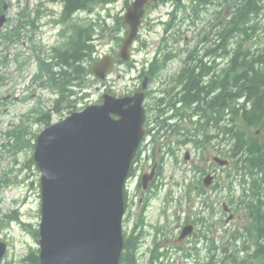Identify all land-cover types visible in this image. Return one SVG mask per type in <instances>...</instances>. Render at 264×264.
Segmentation results:
<instances>
[{
	"label": "rangeland",
	"instance_id": "1",
	"mask_svg": "<svg viewBox=\"0 0 264 264\" xmlns=\"http://www.w3.org/2000/svg\"><path fill=\"white\" fill-rule=\"evenodd\" d=\"M174 2V0H168L166 3L160 4L161 6L154 13L156 16L164 18V20H170L171 16L168 13L173 11L176 8L175 5H177ZM191 2V0H185L188 6H190ZM2 4L7 7L4 13L7 14L8 20L4 26L0 27V40L3 38L2 34L4 35L18 22L20 13L23 16L25 15L22 21L23 25L28 23V20L31 24L35 22V27L29 28L31 25L27 26V28L25 27L24 36L20 41L0 42V115L2 119L0 123V240H4L9 244V250L5 258L0 261V264H21V259L28 253L30 248L38 247V239L31 232L30 226H26L23 223H30L32 228H38L39 226L41 207L40 172L33 159L34 147L32 145L36 141V138H34L35 133L38 134L48 125L46 120L41 118V115L43 111L51 109L55 98V94L51 89L33 80V76L37 72L33 47L48 48L57 42L58 33L62 26L55 20L62 11L64 0H0V5ZM108 5L106 7L98 6L94 14H81L82 22L85 24L95 22L97 28L104 27V24L113 26L114 18L117 15L121 16L124 14L126 0H118L114 4ZM261 5H264V2H261ZM210 9L211 13H214V6H211ZM190 12L191 10H178V17L183 19ZM206 17H210V14L204 13L202 15V22H198L200 27H203L211 20L210 18L206 20ZM104 18H106L105 22ZM191 23L190 20L186 22L182 35L175 36L180 41L174 45L173 49L176 51L183 46L192 48L198 42L195 37L197 33L196 27L187 30L188 25ZM253 24L254 28L251 29L253 40H245L244 44L245 47H251L253 52L259 53L264 49V9L254 19ZM163 27L164 25L157 26L160 32L158 34L152 33L150 38L151 47H155L159 41H163L161 33ZM177 29L179 28L174 29L172 33H175ZM186 37H190L191 43L189 46H186L184 42ZM31 39L33 40L31 41ZM97 44L99 54L112 48L113 45L110 39H99ZM117 49L118 47L115 48V50ZM4 55L7 56L6 59H4ZM17 55L18 59L16 58ZM183 57L184 54L181 53L180 57L172 61L168 68L162 71V79L173 73L174 68L178 69L182 63L179 59L182 60ZM136 58L143 59V53L138 51ZM138 67L129 69L127 66L119 65L114 73L109 76L114 90L120 94L132 92L135 85L134 77L141 69V65ZM162 79L158 78V81L162 82ZM158 81L156 85H159ZM98 86L103 90H106L107 87H104L98 80L94 81L92 86L90 85L86 90L88 96L78 102L77 108L72 109H81L89 104L99 102L102 91L98 90ZM164 89L158 90L159 93H162ZM69 113L70 109L64 110L59 114L54 113L51 116V122L58 121ZM22 122H24L25 137L31 142V145L27 147H22V144L17 145L15 139L7 135V131L14 130ZM190 122V120L180 121V126L191 129ZM182 131L184 132V130ZM167 138L172 142L175 150L173 154L170 153L164 157L162 165V181L164 185L159 191V197L153 198L147 209L148 222L146 230L150 231L151 234L146 236V241L141 246L139 252L140 264H153V262L150 263L152 256L146 254L148 248L154 246L153 238L156 229L152 228L151 225L165 227L163 233L158 237L159 248L168 251L167 256L161 257L165 262L195 264L193 256L188 257L186 255L188 249L194 247L195 239L192 240V243L189 239L179 241L177 227L188 216L190 219L196 218L201 210L204 198L193 197L191 203L187 199L186 191L196 189L197 182L201 181L202 171L200 169L196 170L195 167L202 165L203 170H205L206 162L212 157L213 152L212 150L202 152L191 144H183V135L169 134ZM167 138H164V140H167ZM186 150L191 151L192 156L189 161L184 159ZM144 157L143 171L149 168L148 162H150L146 154ZM234 173L232 165L226 170L218 168L216 177L218 188H206L208 199L213 203H217V212L214 217V221L217 223L213 225V234H211L216 244L220 242L222 237L227 239L229 230L242 228L246 224L247 212L242 202L237 205L236 209L234 207L237 219L234 222H226L228 213H225L222 209L223 201L228 202L231 199L238 201L242 197L243 190L247 194L250 187L248 184L250 181L248 180L245 181L246 185H241L239 181L235 180ZM192 182L194 183L191 184ZM136 185L137 177L134 176L128 186V199H130L129 202H131L132 207L130 210L128 208L124 222V228L128 233L132 232L135 224L133 216L137 211L135 204ZM190 206L192 207L191 210ZM211 214L198 222L196 230L199 227L202 229L208 227ZM15 216L18 217V220L11 219V217ZM205 229L208 230V228ZM208 235H210V232H208ZM238 244L241 245L242 240ZM209 245V240L205 239L198 243V247L201 248L199 256L206 264H231L229 261L224 262V254H221L220 251L217 252V250L213 252V258H210ZM239 248L241 247L239 246ZM191 251L192 254L195 253L193 250ZM141 253L143 254L141 255Z\"/></svg>",
	"mask_w": 264,
	"mask_h": 264
},
{
	"label": "water",
	"instance_id": "2",
	"mask_svg": "<svg viewBox=\"0 0 264 264\" xmlns=\"http://www.w3.org/2000/svg\"><path fill=\"white\" fill-rule=\"evenodd\" d=\"M147 3L135 0L126 14L131 33L120 51L125 60ZM112 66L113 58L106 57L91 71L103 78ZM143 101L142 93L107 94L102 104L73 112L39 134L34 159L42 173L40 264H120L125 184L145 134ZM191 231L187 226L182 236ZM5 251L0 242V258Z\"/></svg>",
	"mask_w": 264,
	"mask_h": 264
},
{
	"label": "trees",
	"instance_id": "3",
	"mask_svg": "<svg viewBox=\"0 0 264 264\" xmlns=\"http://www.w3.org/2000/svg\"><path fill=\"white\" fill-rule=\"evenodd\" d=\"M94 1L66 0L64 5L66 17H70L79 9L92 10L91 4ZM261 1L237 0L236 5H233L230 24L225 28V33L231 29L234 39L231 58L232 81L225 78L222 88L217 89L204 85L206 81L203 79V73L207 66H203L202 69L189 73V87L180 92L182 94L180 99L186 107L194 109L193 103L198 104L194 112L196 110L207 116L205 109H212L211 117L207 116V121L201 124V136L204 137L202 142L211 140V134H208L211 130L207 132L205 125L209 129L215 126L219 131H223V134L233 141L232 156L238 158L240 166L249 170L248 174L254 179L252 185L256 187L264 184V140L260 141L255 136L248 138L247 130L258 125L264 130V51L255 55L251 51H245L243 43L252 36L254 18L264 6L260 5ZM90 38L91 32L85 26L74 28L62 46L53 48L51 58H39L40 77L58 95L52 111L61 112L67 108H76L78 89L85 88L89 75L86 60H92L95 51V46L89 43ZM50 111L41 115L48 125L51 122ZM226 111H230L228 117ZM35 136L37 137V134ZM20 138L27 146L31 144L29 139L23 138V131L18 135V140ZM248 208L251 211L255 235L257 239L264 240V196L256 194L249 202ZM34 234L38 236L37 231ZM138 243L133 234L126 235L122 264H138L136 258ZM258 252L264 258V241L258 245ZM23 263L40 264L37 250L32 249L23 259Z\"/></svg>",
	"mask_w": 264,
	"mask_h": 264
},
{
	"label": "flooded vegetation",
	"instance_id": "4",
	"mask_svg": "<svg viewBox=\"0 0 264 264\" xmlns=\"http://www.w3.org/2000/svg\"><path fill=\"white\" fill-rule=\"evenodd\" d=\"M228 50H229V52L232 51V44L231 43L229 44ZM222 66H223V62H220V63H218V65L214 64L212 67L209 66V68L207 67V68L204 69L205 72L203 73L204 74L203 75V79L206 81L204 85H210V86L214 87L215 89H217L219 87V85L215 82V80H217V71H216V69H217V67H220L221 73H222V71H223ZM154 67L155 66L151 67L148 70V72L140 74L138 76L137 80L139 81V83L136 86L137 89L142 88L145 76H148V80H149L147 93H149L150 90L152 88H154L153 86H151V85H153L154 80L157 77V75H155L153 73V71L155 69ZM185 77H186V79H185ZM189 77L190 76L189 75L187 76L185 72L183 73V71H180L178 73V76L174 77L176 79L175 81H173L172 77H171L169 81L165 82V84H168V85H171V86L173 85V87H172L173 89H179L180 90V89H183V88H187V87H189V85H188ZM229 79H230V76H229ZM227 80H228V78H227ZM144 147H148V144L142 146L141 147V151H142V149H144ZM155 166H156V174H155L154 179L150 182V186L148 187V189L140 191V196H139V205L140 206H142L144 204V200H145V196H146L147 192L148 191L149 192L152 191L153 188H154V185L158 181L160 170L158 168V164H154V166H151V167L153 168ZM138 186L141 187L142 185L139 184Z\"/></svg>",
	"mask_w": 264,
	"mask_h": 264
}]
</instances>
